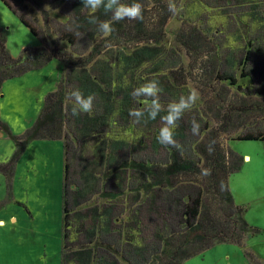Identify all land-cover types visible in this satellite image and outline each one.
<instances>
[{
  "label": "trees",
  "instance_id": "trees-1",
  "mask_svg": "<svg viewBox=\"0 0 264 264\" xmlns=\"http://www.w3.org/2000/svg\"><path fill=\"white\" fill-rule=\"evenodd\" d=\"M2 1L11 9L5 0ZM12 1L19 9H25L27 3L38 11L43 21L45 38L40 47L25 48L13 58L0 32V86L2 82L39 69L53 59L64 68L55 91L45 96L33 125L16 138L20 145L32 140L63 141L65 256L62 264H68L69 261L88 264L89 252L85 249L69 250L72 248L68 245L71 231L69 215L73 213L69 198H73L75 206H81L88 203L89 197L95 194L112 196L113 192L96 189L98 178L95 175L101 170L103 176L115 172L113 178L116 179L118 175L119 195L125 196V205L132 199L135 203L141 198L143 201L139 208L129 207L124 210L127 217L122 249L104 250L105 254L98 259L97 264H118L117 255H120L122 264H183L189 258L220 243L241 246L250 235L258 231L247 224L243 216L244 209L234 204L229 190V177L240 168L243 158L230 151L228 142L233 139L264 140V84L252 92L244 91L246 85L253 82L251 69L246 70L250 61L249 39L246 38L245 55L234 63L236 79L230 72L220 73L219 54L215 51L213 39H208L201 27L195 25V21H199L202 13L207 10L204 0H183L182 5V0H121L125 4L139 2L143 8L141 20L121 21H115L112 13H105L103 7L93 13L82 5L81 0H71L74 31H59L57 38L51 34V20L45 8L47 0ZM236 1L243 5L248 2ZM256 7L252 14H248L250 17L256 16ZM173 10L183 11L178 15L180 26L175 40L192 60L188 67H179V71H169L162 66L161 46ZM17 16L33 35H38L23 15ZM92 17L96 18L97 23L90 22ZM99 22L109 23L113 31L101 32ZM77 35L91 45L87 53L79 56L72 50L77 43ZM58 41H63L69 48H60ZM48 44L52 47L49 48ZM123 46L136 48L126 57L118 58L115 66L114 63L111 66L105 64L107 61L102 63L101 55L104 51ZM124 62L125 66L121 68L118 63L124 65ZM98 64H102L98 68L99 76L93 74ZM105 66L113 68V71L115 69V80L104 70ZM150 76L159 82L163 90L172 94L175 102L181 98L178 89H186V78L191 77L195 84L203 86L202 90L197 89L199 93L204 91V94L201 95V102L196 104L202 111H196L197 118L193 116L187 123L182 117L175 129V139L184 138V132L193 129V121L199 123L200 136L203 138L199 142L198 139L192 141L195 157L184 154L180 145L167 148L157 142L161 127L155 128L154 125L161 121L160 117L165 112L146 123L143 120L134 123V118L129 115L130 110H136L135 104H138L145 109L144 118H147L150 109L145 103L146 98L134 97L132 92L145 84ZM74 90H79L85 97H95L91 113L72 115L74 100L70 94ZM161 103L165 109L169 104L162 100ZM0 127L8 131L5 124L0 123ZM150 136L153 149L166 148V163L156 164L149 159L140 161L135 158L126 161L123 158L125 154L133 156L135 147L143 148V140ZM212 141L214 150L210 154L208 145ZM90 153L96 161L87 160L80 169L84 180L85 173L88 174V182L83 189L78 188L74 195H70L71 161L81 156L85 161L84 156ZM127 171H131V175ZM130 204L133 202L130 201ZM97 208L101 209L94 207L93 210ZM143 218L148 228L152 223L154 228L147 242L139 238L143 233ZM172 219L176 228L170 226ZM106 253H113V258ZM246 255L252 258L250 254Z\"/></svg>",
  "mask_w": 264,
  "mask_h": 264
},
{
  "label": "rangeland",
  "instance_id": "rangeland-1",
  "mask_svg": "<svg viewBox=\"0 0 264 264\" xmlns=\"http://www.w3.org/2000/svg\"><path fill=\"white\" fill-rule=\"evenodd\" d=\"M5 1L11 9L0 0V32L6 39V47L10 55L16 58L23 49H35L42 45V40L45 38L43 21L38 11L30 4L26 3L25 9H19L12 0ZM204 1L207 10L202 13L199 21H195V25L201 27L208 39H213L215 51L217 50L219 54L220 73L230 72L237 79L236 71L233 68L234 63L245 55L246 38L249 39L251 44L250 61L246 70L251 69L253 82L247 84L244 91H254L264 84V0H247L245 5L236 0ZM47 2L45 8L51 20L52 36L57 38V33L62 30L74 31V16L70 8L71 0H47ZM255 6H257V14L250 17L248 14L254 12ZM13 11L17 15H23L24 19L37 30L38 35H33ZM182 13L183 11H174L165 27V37L161 46L164 61L162 66L167 67L169 71L171 69L179 71L181 67H188L192 63V60L186 56L183 47L175 40V34L180 26L178 15ZM242 36H244L243 39ZM57 45L63 49L69 48L63 41H58ZM89 45L90 43H87L83 37L77 35V43L72 50L77 53L76 56L83 55L91 49V45ZM47 46L52 47L51 44ZM135 48L123 46V48L114 47L106 50L101 55L103 60L101 62L107 61L105 64L111 66L114 63L115 66L118 58L126 57ZM118 64L121 68L125 66V62L124 65ZM101 65H96L97 70H94L93 74L98 75V68H101ZM63 70V65L53 59L39 69L28 71L19 77L2 82L0 86V123L8 127V131H4L0 127V264H62L65 256L62 227L63 141L32 140L22 145L16 141V138L29 129L37 119L45 96L55 91ZM104 70L108 71V74H111L110 77L115 80V69L113 71V68L105 66ZM152 80L154 77L150 76L146 83ZM185 83L187 84L186 89H178L180 97H187L193 91L198 93V99L192 109L184 113L183 121L187 123L193 116L197 118L196 111H202L196 104L201 102V95L204 94V91H200V93L197 91L198 88L202 90L203 86L195 84L191 77L186 78ZM173 99L172 94H168L166 90H163L160 95V101H164L165 104L175 102ZM135 108L144 109L138 104H135ZM203 122L202 124H204ZM197 124L199 125L198 122ZM154 126L155 128L162 127V121L157 122ZM201 138L203 136H200L199 129L195 134L192 129H189L184 132V138L175 140L177 145L184 149V154L194 156L195 145L192 141L198 139L199 142ZM143 141L145 142L143 148L135 147L133 156L125 154L123 158H126V161L129 158L140 161L149 159L150 162L156 164L167 162L166 148L153 149L150 145L151 136ZM227 147L231 152L243 158L240 168L229 177V190L234 204L244 209L245 221L258 231L250 235L241 246L220 243L189 258L183 264H264V140L233 139L228 142ZM81 157L83 158V156ZM82 158L71 161L70 195H74L78 188L83 189L84 184L86 186L88 182L86 178L84 180V176L80 175V169L84 162L87 160L96 161L92 153L84 156L85 161ZM127 173L131 175V171H127ZM126 182L129 183L128 180ZM99 186L96 188L97 190L101 189ZM107 186L110 190L115 189V186ZM141 199L136 203L133 199L128 200L127 205L124 202L123 209L139 208L143 201ZM69 201L72 212L80 208L82 210L83 205L75 206L72 203L74 200L69 198ZM130 201L133 204H130ZM118 209L121 210V207L119 206ZM73 216L69 215L71 224L74 222ZM146 222L143 218V233L139 236L144 242H147L154 230L153 223L148 228ZM173 223L171 222L170 226H175L174 221ZM84 238V233L75 236L74 229L71 227L68 245L72 248L85 249L92 259L91 264H97L98 259L100 260L105 251L101 249L88 250V245L82 244ZM106 254L113 258V253ZM246 254H250L252 258ZM117 257L118 264H122L120 255Z\"/></svg>",
  "mask_w": 264,
  "mask_h": 264
},
{
  "label": "clouds",
  "instance_id": "clouds-1",
  "mask_svg": "<svg viewBox=\"0 0 264 264\" xmlns=\"http://www.w3.org/2000/svg\"><path fill=\"white\" fill-rule=\"evenodd\" d=\"M85 8L90 9L93 13L103 7L105 13H112L115 21L121 20H141L143 18V8L139 2L131 4L122 3L121 0H81ZM170 10L171 7H170ZM91 23H97L95 17L90 19ZM99 30L101 32L111 33L113 31L111 25L107 22H99ZM126 86V85H125ZM163 89L156 80L149 81L135 88L132 92L134 97H144L145 103L148 104L147 118L145 119V109L130 110L129 115L134 118V123H140L142 120L146 123L147 120H155L162 112L166 114L161 116L162 127L157 136V142L162 146L177 147L175 140V129L179 126V121L182 119L186 111H190L198 99V93L191 92L187 97H181L178 101L169 103L165 109L160 101V95ZM74 100L72 115L78 116L81 113H91L93 110V96L85 97L79 90H74L71 94ZM199 125L193 121V133L198 132ZM214 141L209 142L208 151L214 150ZM207 174V172H206Z\"/></svg>",
  "mask_w": 264,
  "mask_h": 264
},
{
  "label": "crops",
  "instance_id": "crops-1",
  "mask_svg": "<svg viewBox=\"0 0 264 264\" xmlns=\"http://www.w3.org/2000/svg\"><path fill=\"white\" fill-rule=\"evenodd\" d=\"M97 174L95 176L98 178V186L100 185L99 187L101 188L99 191H102L103 188L104 192H113L112 196L110 195L108 197L107 195L101 196L100 194H95L89 197L88 203L82 206V210L80 208L73 211L74 222H72L71 227L74 229L75 236L84 233L85 240L82 244L85 243L88 245V249L120 250L125 244L123 230L126 213L123 209L124 196L119 195L118 175L116 179L113 178L115 172L114 174L103 176L104 173L102 170ZM85 177H88L87 173H85ZM107 185L115 186V189L110 190L107 188ZM99 204L103 206L101 207ZM119 206L121 210L118 209ZM94 207H100L101 209L97 208V210H93ZM77 248L71 249L77 250ZM69 263L77 264L76 262L71 263L70 261ZM91 263L92 261L89 257L88 264Z\"/></svg>",
  "mask_w": 264,
  "mask_h": 264
}]
</instances>
